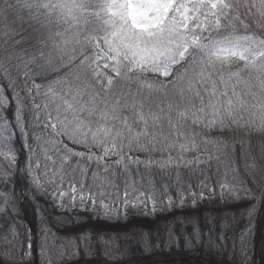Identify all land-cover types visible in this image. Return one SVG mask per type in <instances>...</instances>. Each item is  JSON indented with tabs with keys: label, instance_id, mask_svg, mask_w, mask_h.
Masks as SVG:
<instances>
[{
	"label": "snow or ice",
	"instance_id": "6c2138e0",
	"mask_svg": "<svg viewBox=\"0 0 264 264\" xmlns=\"http://www.w3.org/2000/svg\"><path fill=\"white\" fill-rule=\"evenodd\" d=\"M10 7L4 0L0 11ZM23 7L40 25L37 31L42 30L43 38L38 39V55L25 59L26 49L16 51L20 41L14 40L12 26L0 29L4 44L0 80L7 81L6 87H0V184L17 170L27 172L35 190L45 197L51 195L55 207L90 213L98 223L111 222L121 218L120 209L103 198L97 204L90 189L84 193L82 182H70V192L61 190L70 157L94 160L106 171L121 165L127 171L132 164L170 168L198 163L202 148L231 162L237 148L245 153L253 134L264 138V0H24ZM245 18L255 21L259 35L236 34L238 26L248 28ZM37 78L47 83H36ZM40 97L45 102L36 104ZM37 128L42 131L37 133ZM217 132L221 135H214ZM63 138L87 151L68 147ZM18 141H23L28 152L24 168L20 167ZM92 149H99V154ZM134 152L148 155L141 159L131 155ZM157 152L160 159L152 156ZM189 153L196 155L188 159ZM109 157L116 159L108 161ZM246 168L251 170L247 184L234 169L229 179L226 168L223 182L218 179L209 188L206 177L199 192L189 188L191 207L217 197L226 206L264 202V166L253 160ZM77 169L88 171L80 168L79 161L73 174ZM45 184L54 191L49 193ZM128 191L126 184L124 219L140 208L144 215L155 214V199L149 209L146 194L136 196L133 203ZM69 195L71 201L66 204ZM0 201V264H32L31 229L25 245V234L11 218L15 201L7 189ZM174 205L169 197L160 210ZM185 205L181 196L178 206ZM256 208L240 210L242 216L247 213L249 224ZM249 224L231 237L233 247L239 240L243 264H253L254 249L248 244L255 225ZM228 227V221L222 220L221 231L215 235L225 246L230 239L225 234ZM40 230L45 233L41 256L51 250L49 233L52 246L67 240L77 249H92L93 242L106 249L121 235L101 228H84L70 237H60L50 228ZM202 235L196 226L187 234L186 243H202ZM182 238L175 237L177 246Z\"/></svg>",
	"mask_w": 264,
	"mask_h": 264
},
{
	"label": "trees",
	"instance_id": "16d2710c",
	"mask_svg": "<svg viewBox=\"0 0 264 264\" xmlns=\"http://www.w3.org/2000/svg\"><path fill=\"white\" fill-rule=\"evenodd\" d=\"M7 3L11 4L12 7L7 8L5 11H0V29H2L4 25L12 26L15 32L14 40L20 41L16 51L23 52V50L26 49L27 54L24 55L25 59L28 58L29 54L38 55V49L41 47L38 44V39L43 38L42 30L37 31L40 29V25L29 18L28 10L23 7L24 0H19V2L18 0H7ZM3 5L4 0H0V7H3ZM5 17H7V19H5ZM244 23L248 25V28L245 29L243 25L238 26L236 31L237 35H252L253 32L259 35L260 30L256 27L255 21L245 18ZM59 30H62V28ZM221 32L225 35L227 34L223 30H221ZM3 47V41L0 40V54L3 52ZM13 63H16V61ZM30 67L33 71H38L35 65H30ZM12 75H17L15 69H13ZM61 75H63V73H61ZM50 78L54 79L55 77ZM36 83L46 84L47 81L37 78ZM6 85V80H0V87H6ZM44 102L42 97L35 100L36 104H43ZM36 131L39 133L41 130L37 128ZM214 135H221V133L217 132L214 133ZM227 135L231 136L232 133H228ZM245 139L247 140L248 138L245 136ZM262 143H264V138L260 137L258 134H253L250 146L247 143L245 145V153L242 154L239 148H237L236 154L231 162L213 152L212 157L202 163L192 165L180 164L178 167L173 166L170 168H161V166L154 164L151 167H146L144 164H132L127 171H125L122 165L106 171L103 164L98 167L94 160L89 161L79 157H70V163L65 169L68 175L64 179L63 187L68 188L70 182L74 184L82 182L84 193L88 194L90 189L91 194L97 199L103 198L112 202L123 200L126 184L129 188L128 195L130 198H135L143 194H146L147 197H178L179 195L188 193L189 188L198 190V186L206 177L209 181L208 187H212L218 179L223 182V175L226 168L229 170V179L232 178V170L234 169L238 178L247 184L251 179V170L250 168H246V165L251 166L253 160H255L258 166H264V156L261 154ZM17 147L20 149V167H22L25 163V154H23L21 141L17 142ZM61 155H63V153H61ZM78 161L80 168L88 169L86 173H82L77 169L73 174L72 170L76 167ZM56 168H60L59 160H57ZM49 171H52L51 167H49ZM19 173L20 171L17 170L11 175L15 178L14 192L18 196L19 206L22 212L21 224H23V227H19L18 230L22 234H25L23 238L25 239L26 245V233L28 229H31L34 246L32 264H138L141 262L182 258L191 255L203 256L212 264H243L244 258L241 254L239 240L237 239L236 241V247H233L231 237L234 232L238 234L240 230L244 228L245 224H249L248 217H246L242 227L234 226L225 231V234L230 237L226 246L215 240V235L219 233V231L213 229L211 225L204 229L199 228L203 234L202 243H186L187 234L191 233L192 230L181 235L183 238L180 240L179 246H177L175 239L177 235L172 231L157 233L163 240L151 244L147 238L148 232L140 230L138 237L143 247L140 253H130L128 249H124L123 246H125V244L122 241H120L121 244L117 241L115 245L118 250H110L109 246L106 249H96V243L93 242L92 249L81 247L77 249L75 256L64 258L63 256H56L54 254L55 250L63 246L71 245L65 240L63 242L58 241L55 246H52L51 234L49 233L47 243L51 250L46 251L44 256H41L40 246L44 240L45 233L41 232L40 229L49 227L39 220L38 206L31 196L30 186L29 184L27 185L26 181L22 179ZM94 173L97 174L95 178L93 176ZM57 183H59V181H57ZM77 186H79V184H77ZM216 190H219V187H216ZM165 192L167 195H165ZM117 196L120 197L119 200H117ZM248 202L249 206L257 205L256 210L253 211L251 224H249L250 227L251 225H255V227L253 229L254 235L249 238L248 247L254 249L251 253L253 264H264V202L259 204H257L255 200ZM210 231L211 235H207ZM127 246L129 245L126 244V247ZM120 249H122L125 254L122 257L121 255L123 253L119 252ZM47 255L51 259L48 260ZM57 255H59L58 252ZM181 264L190 263L183 262Z\"/></svg>",
	"mask_w": 264,
	"mask_h": 264
},
{
	"label": "rangeland",
	"instance_id": "374dc122",
	"mask_svg": "<svg viewBox=\"0 0 264 264\" xmlns=\"http://www.w3.org/2000/svg\"><path fill=\"white\" fill-rule=\"evenodd\" d=\"M205 35L208 34L205 33ZM41 120H43V117H41ZM39 129L42 131L41 128ZM63 139H64V143H66L68 147L74 148L76 151H87V149L79 145L72 144L66 138ZM21 143L23 144V141H21ZM29 143H32V141H29ZM22 149H23V154H25V158H24L25 163L24 166H22L21 168H24L26 166L28 152L27 149L23 147ZM92 151L96 152L97 154H99L100 152L99 149H92ZM201 152L203 153L202 158L199 160L198 163L195 164L202 163L205 160L211 158L213 155V152L205 151L203 148L201 149ZM176 154L177 153H173V155ZM131 155L139 156L141 159H145L147 158L148 154L142 152L139 153L134 152ZM194 155L196 154L189 153L187 154V158L191 159L192 156ZM152 156L154 159L161 158L160 153H152ZM106 159L108 161H114L116 157H109ZM33 163H35V161ZM154 165H158V164H154ZM19 174L22 177V179L26 181L27 185L29 184L30 186L31 196L35 200L38 206L39 220L44 222L49 228L52 229L53 232H55L56 234L62 237H66V236L70 237L73 234L82 231L84 228H101V229H107L109 232H120L121 235L117 241L119 242L122 241L125 244L123 248L128 249L130 253H140L143 249L141 241L138 237L140 230L148 232L147 238L151 244H154L155 242L158 243L163 240V238H160L157 233L172 231L175 235L181 236L183 233H188L192 231L193 228L196 226H198L200 229H204L207 226L211 225L213 229L220 232L222 220L228 221L229 224L228 228L234 226L242 227L244 225V221L246 220L247 213H244L242 216L240 210L242 208H246L249 206L248 201L242 204H233L231 206H226L222 204L219 198L217 197L215 198L214 202H209L207 199H205L203 202L199 203L195 208H193L191 207L192 204L191 196L187 195V193H184L182 195H179L178 197H171L176 202V205H174L170 210L161 211L160 208L165 207L167 205V200L169 197L161 198V197L149 196L148 197L149 209L151 208L152 199H155L158 202L157 210L155 214H152L151 211H149L147 215H144L143 214L144 209L140 208L136 210L135 215L129 214L128 218L124 219L123 200L114 203L110 200L103 199L105 203L109 205H113L114 208L120 209L121 218L119 220L113 219L111 222L101 221L98 223L95 220V218L91 216L90 213L82 212L79 209H77L76 211H64L62 209L55 207V205L52 202L51 195L45 197L35 190V188L32 186L30 182V177L28 176L27 172H20ZM14 184H15V178L12 176H10V178L7 181H5L3 184H0V196L3 195V190L7 189L8 194L11 197H13L15 201V209L11 211V218L15 220L17 224V228L19 229L22 220V212L19 206L18 196L14 192ZM45 188H47L49 193L54 191V189L47 184H45ZM61 190L68 192L71 191L69 187L65 188L63 186ZM194 191L199 192V189ZM216 191L217 193H219V190ZM77 195H79V193ZM181 196H185L186 199V205L184 207L178 206ZM205 196H207V192H205ZM130 199L131 202L133 203L137 202L135 198H130ZM99 200L100 199H97V204H99ZM70 201H71V196L69 195L65 199V203L67 204ZM0 207H3L2 201H0ZM222 213H227V215H222ZM232 213H235V218L233 217ZM228 228L225 229V231L228 230ZM117 241L109 245L110 250H114V249L118 250L117 247L115 246L117 244ZM126 244H128L129 246L126 247ZM95 248L104 249L98 244H95ZM57 252L59 255H57ZM76 252H77V248L71 245V246H63L57 248L54 254L56 256H61V257L63 256L64 258H70L75 256ZM119 252L123 253L121 257L125 255L122 249H120ZM185 257L188 256H184L182 258ZM196 257H201V256H196ZM47 259L49 260L51 258H49L48 256ZM177 259H181V258H172L164 261H167L168 263H172V264H181L183 262H187L190 264H206L203 260H190V261H182L180 263H176ZM153 261H163V260H153Z\"/></svg>",
	"mask_w": 264,
	"mask_h": 264
},
{
	"label": "water",
	"instance_id": "95a60500",
	"mask_svg": "<svg viewBox=\"0 0 264 264\" xmlns=\"http://www.w3.org/2000/svg\"><path fill=\"white\" fill-rule=\"evenodd\" d=\"M190 260H203L206 264H211L208 260L202 257H196V256H191V257H185L181 259H177L176 263H180L182 261H190ZM167 261H152V262H145V263H140V264H165Z\"/></svg>",
	"mask_w": 264,
	"mask_h": 264
}]
</instances>
